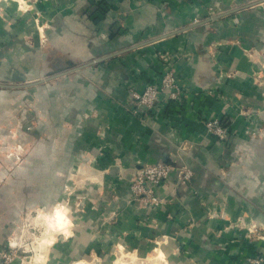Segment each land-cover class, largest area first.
<instances>
[{"label": "crops", "instance_id": "obj_1", "mask_svg": "<svg viewBox=\"0 0 264 264\" xmlns=\"http://www.w3.org/2000/svg\"><path fill=\"white\" fill-rule=\"evenodd\" d=\"M2 1L0 88L41 93L39 160L86 200L76 245L159 247L171 264L264 257V0ZM168 70L180 100L137 107L131 92L160 87ZM210 117L227 139L209 133ZM156 162L194 175L180 185L172 171L147 206L131 183Z\"/></svg>", "mask_w": 264, "mask_h": 264}, {"label": "rangeland", "instance_id": "obj_2", "mask_svg": "<svg viewBox=\"0 0 264 264\" xmlns=\"http://www.w3.org/2000/svg\"><path fill=\"white\" fill-rule=\"evenodd\" d=\"M2 2L16 4L18 1ZM36 89L0 88V264H32V258L37 255H46L47 264H78L82 260L94 264L93 254L100 264H117V261L121 264H171L160 259L163 253L159 247L149 248L144 254L137 248L119 245L87 251L88 245L74 243L76 231L70 230L72 235L65 238L63 231L49 230V221L44 218L52 220L54 212L60 208L67 211L72 224L83 222L79 217L85 211L86 200L76 197V191L72 192L73 184L70 179L66 181V176L61 190L60 182H56L61 176L56 177L55 162L45 166V162L39 160L46 155L40 146L43 137L39 133L40 126L46 123L42 118L46 108L40 106L41 93ZM9 92L18 94L14 96L15 102L9 101ZM9 110L12 117L7 115ZM49 116L45 114L44 118L49 119ZM258 132L262 137L264 127ZM50 143L52 151L48 156L54 157V141ZM254 153H244L241 160L244 155L252 158ZM51 237H55L56 243L41 248L40 242ZM13 239L17 241L16 247L11 246Z\"/></svg>", "mask_w": 264, "mask_h": 264}, {"label": "built area", "instance_id": "obj_3", "mask_svg": "<svg viewBox=\"0 0 264 264\" xmlns=\"http://www.w3.org/2000/svg\"><path fill=\"white\" fill-rule=\"evenodd\" d=\"M198 20L196 21V23ZM168 93V100L177 102L182 96L177 76L173 70H168L161 82L160 87L149 86L143 92L132 91V97L137 107L153 108L158 102L162 93ZM209 133L216 136L219 140H225L228 137V128L225 120L221 118L204 119ZM172 171L177 172L180 185L189 183L194 175L191 168L186 165L173 166L171 164L156 162L143 164L135 174L131 191L135 198L144 205H159L162 200L156 195L158 186L166 181ZM249 264H264V257L250 258Z\"/></svg>", "mask_w": 264, "mask_h": 264}, {"label": "clouds", "instance_id": "obj_4", "mask_svg": "<svg viewBox=\"0 0 264 264\" xmlns=\"http://www.w3.org/2000/svg\"><path fill=\"white\" fill-rule=\"evenodd\" d=\"M18 3L20 4V7L22 10L27 11V0H18ZM38 219H40L38 217ZM44 219L48 220V228L51 231H63L65 234V238L72 235V232L70 231L72 222L70 219H68L67 211L64 209H57L56 216L54 219V222H52L51 218L45 217ZM45 236H48V232H45ZM41 248H44L45 246H52L56 243L55 237H51L48 239H44L41 242ZM12 247L17 246V241L13 239L11 243ZM28 249H26L27 251ZM94 256V264H100L99 259ZM161 260L164 259L163 255L160 257ZM32 264H47V256L46 255H37L32 258ZM79 264H88V261H80ZM117 264H121L120 261H117Z\"/></svg>", "mask_w": 264, "mask_h": 264}, {"label": "water", "instance_id": "obj_5", "mask_svg": "<svg viewBox=\"0 0 264 264\" xmlns=\"http://www.w3.org/2000/svg\"><path fill=\"white\" fill-rule=\"evenodd\" d=\"M53 78V77H52ZM49 79H51V78H47V79H45V80H42L41 82H44V81H47V80H49ZM40 82V83H41ZM39 82H37V84H38ZM36 84V83H35ZM31 85H34V84H31ZM0 86L2 87V86H6V85H3V84H0Z\"/></svg>", "mask_w": 264, "mask_h": 264}, {"label": "bare ground", "instance_id": "obj_6", "mask_svg": "<svg viewBox=\"0 0 264 264\" xmlns=\"http://www.w3.org/2000/svg\"><path fill=\"white\" fill-rule=\"evenodd\" d=\"M60 209H62V208H60ZM56 212H57V210L54 212L52 222H54V219H55V216H56ZM68 219H69V218H68ZM78 264H79V263H78Z\"/></svg>", "mask_w": 264, "mask_h": 264}]
</instances>
